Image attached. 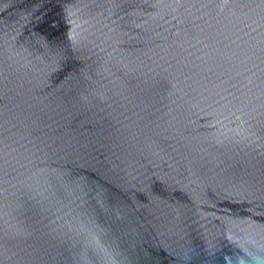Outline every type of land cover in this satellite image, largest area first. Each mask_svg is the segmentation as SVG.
<instances>
[{
  "label": "water",
  "instance_id": "95a60500",
  "mask_svg": "<svg viewBox=\"0 0 264 264\" xmlns=\"http://www.w3.org/2000/svg\"><path fill=\"white\" fill-rule=\"evenodd\" d=\"M0 264H264V0H0Z\"/></svg>",
  "mask_w": 264,
  "mask_h": 264
}]
</instances>
